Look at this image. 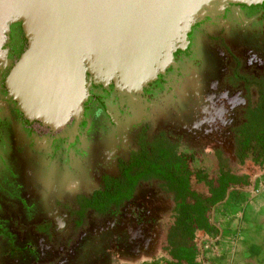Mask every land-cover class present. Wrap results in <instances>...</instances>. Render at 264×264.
I'll list each match as a JSON object with an SVG mask.
<instances>
[{"label":"flooded vegetation","instance_id":"1","mask_svg":"<svg viewBox=\"0 0 264 264\" xmlns=\"http://www.w3.org/2000/svg\"><path fill=\"white\" fill-rule=\"evenodd\" d=\"M262 24H264V11L256 8L243 10L239 5L231 2L219 3L206 11L189 28L182 49L176 51L169 65L138 91L127 92L117 88L113 83L104 84L87 77L88 97L83 102L77 117L72 118L56 132L45 129L42 135L37 134L33 129V125L37 122L26 124L20 115L6 113L7 109L12 108L13 111L15 104L2 87L3 78L26 48L22 29L19 26L12 27L6 34L2 47L7 61L0 64V264H47L44 262L48 257V251H45L34 238L28 236L27 227L31 224H39L35 227L36 232L39 235H46L48 224L43 223L42 220L49 216L48 209L53 196L77 185L86 187L89 182L85 179L90 175L89 171L96 160L107 148L109 150L113 143L121 141L126 131L145 117L149 107L160 109L169 116L178 117V122L187 123L197 115L205 120L206 114L207 118L214 119L217 107H213L210 112L206 107H201L206 101L205 90L215 89L219 81L217 76L222 74L218 62L208 53V36L211 30L221 25L222 32L226 34L228 40L237 39L251 46L254 45L255 49L250 48L247 59L249 63L260 66V63H264V48L263 54L258 53L256 48L257 45L264 47V32L260 30ZM233 55L234 68L227 82L240 83L236 75L243 74L239 73L238 56ZM260 56L263 59H260ZM263 66L264 64L260 67ZM244 76L264 79V73ZM243 88L248 98L246 109L254 101L255 92L253 88L247 92L244 83ZM215 122L219 123L216 118ZM238 126L229 131L233 140V156L234 132ZM159 134H163L168 139L164 132H158L150 139H145L143 133L140 134L137 138V149L131 151L126 159L117 161L115 173L103 174L98 178L97 187L88 195L79 194L73 198V206L68 214L74 220L75 227L81 225L89 212L98 216H107L118 212L126 204L135 202L140 187L146 183L156 182L160 192L169 196L173 202L172 196L158 181H146L140 182L131 198L123 202L120 207L112 208L105 214L86 210L83 217L78 215L77 199L87 198L94 192L102 190L103 178L118 174L119 163L126 161L132 152L138 150L140 139L149 142ZM20 141L22 143L26 141V145L22 146ZM17 143H20L18 149ZM193 154L196 158V154ZM216 155L219 156L217 151ZM220 165L222 164H218V170ZM174 207L173 202L172 222L166 232V250L169 258L163 264H167L170 260L168 233L175 216ZM14 225H21V228L27 226V229L23 230L24 236L13 230ZM80 246L78 243L75 244L69 254L58 259L55 264H108V261L103 259L107 255L106 251L102 254V258L97 260L94 252L83 253V248Z\"/></svg>","mask_w":264,"mask_h":264},{"label":"rangeland","instance_id":"2","mask_svg":"<svg viewBox=\"0 0 264 264\" xmlns=\"http://www.w3.org/2000/svg\"><path fill=\"white\" fill-rule=\"evenodd\" d=\"M257 10L264 11V9ZM260 30L264 32V24ZM210 33L208 53L210 57L216 59L222 74L217 76L219 81L215 89L205 90L206 101L201 107H206L208 112L213 107H217L214 116L219 123H222L215 122V118H207V114L203 115L205 120L197 115L187 123L178 122V117L169 116L160 109L149 107L145 117L128 129L121 141L113 143L111 148L109 150L107 148L96 160L89 171L90 175L85 179L89 182L86 187L77 185L53 196L48 209L49 216L42 220L43 223L48 224L46 235H39L36 232L35 227L39 224L22 228V224L19 225L20 228L14 225L13 230H16L20 236H24V231L28 228V236L34 238L45 251H48L44 263L55 264L58 259L69 254L77 243L83 248V253L94 252L97 260L102 258V254L106 251L107 255L103 259H106L108 264H163L169 258L166 250V232L172 222L173 202L169 196L160 192L156 182L143 184L135 202L126 204L116 213L98 216L89 212L77 227L68 214L75 196L88 195L97 187L100 176L116 172L117 161L126 159L131 151L137 149V138L142 133L145 139H150L156 133L164 132L168 139L178 146V150L196 154L192 168L202 170L209 178L217 175L219 163L223 165L224 170L244 178L245 186L239 190L243 197L233 195L226 208L213 209L210 217L221 227L230 226V229L234 230L236 241H241L244 246L252 240H249V236L254 233L264 238V167L254 165L249 160L244 164H238L233 156V140L229 132L243 122V111L248 98L242 82H227L234 68L233 54L238 56L239 73L243 75L264 73V66L260 67L264 63H260V66L249 63L247 59L249 50L255 49L254 45L251 46L237 39L228 40L226 34L222 32L221 25L215 26ZM263 48L257 45L256 51L263 54ZM260 59L263 58L260 56ZM6 113L11 115L16 113L23 118L16 106L13 111L12 108L7 109ZM26 124L30 123L26 122ZM33 129L37 134L42 135L45 129L49 128L37 122L33 125ZM49 131L56 132L50 129ZM20 143L22 146L26 145V141ZM20 143H17V149ZM216 151L219 156L216 155ZM191 186L193 191L202 196L208 193L207 187L194 179L191 181ZM222 217H225V222L221 223ZM201 237H203L201 232H197L195 244ZM229 240L233 242L231 237ZM212 243L217 244L215 240ZM231 252L230 255H226L225 264L232 262ZM251 253L260 256V261L264 262L263 249Z\"/></svg>","mask_w":264,"mask_h":264},{"label":"water","instance_id":"3","mask_svg":"<svg viewBox=\"0 0 264 264\" xmlns=\"http://www.w3.org/2000/svg\"><path fill=\"white\" fill-rule=\"evenodd\" d=\"M223 2L264 9V0H0V64L12 27L26 41L3 87L27 123L57 131L81 111L87 77L138 91Z\"/></svg>","mask_w":264,"mask_h":264},{"label":"trees","instance_id":"4","mask_svg":"<svg viewBox=\"0 0 264 264\" xmlns=\"http://www.w3.org/2000/svg\"><path fill=\"white\" fill-rule=\"evenodd\" d=\"M248 92L254 89L255 99L244 110L243 122L234 132V157L238 164L249 160L264 167V79L236 75ZM193 153L180 152L163 134L149 142L139 140V148L118 165L116 176H105L103 188L87 198H78L79 217L86 210L105 214L120 207L140 182L158 181L175 204L174 220L168 233L170 260L167 264H200L196 261L197 232L216 234L210 214L228 195L240 196L244 178L229 173L223 165L215 177L192 169ZM192 178L208 190L202 196L192 190Z\"/></svg>","mask_w":264,"mask_h":264},{"label":"crops","instance_id":"5","mask_svg":"<svg viewBox=\"0 0 264 264\" xmlns=\"http://www.w3.org/2000/svg\"><path fill=\"white\" fill-rule=\"evenodd\" d=\"M233 197V195H228L225 201L222 204L218 205L215 209L226 208L228 203L231 201V198ZM241 197H243V194L240 193L239 198ZM227 219L228 218H226V220ZM222 222H225V217H222L221 223ZM211 223L212 225H214L217 233L212 235L201 232L203 237H201L200 241L195 244L198 252L196 258V261L198 263L225 264L226 255H230V252L232 251L231 255L233 259L230 264H264V262L260 261V256L251 253L254 251L260 252L262 249L264 250V238L260 237L261 235L257 233H254V235H250L249 240H252L244 246L241 241H236L235 234L233 232L234 230H231L230 226L228 227L226 225H223V227H221L213 220H211ZM229 234L230 236H228ZM252 236L254 237L252 238ZM230 237L232 238L233 242L229 240ZM213 240L216 241V245L212 243ZM212 252L215 254H213Z\"/></svg>","mask_w":264,"mask_h":264}]
</instances>
